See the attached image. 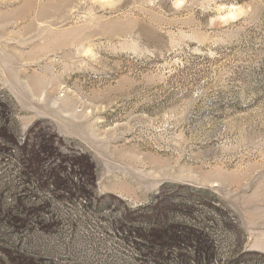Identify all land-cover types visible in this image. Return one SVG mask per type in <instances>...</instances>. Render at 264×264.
Here are the masks:
<instances>
[{"label":"rangeland","instance_id":"obj_1","mask_svg":"<svg viewBox=\"0 0 264 264\" xmlns=\"http://www.w3.org/2000/svg\"><path fill=\"white\" fill-rule=\"evenodd\" d=\"M0 264H264V0H0Z\"/></svg>","mask_w":264,"mask_h":264},{"label":"trees","instance_id":"obj_2","mask_svg":"<svg viewBox=\"0 0 264 264\" xmlns=\"http://www.w3.org/2000/svg\"><path fill=\"white\" fill-rule=\"evenodd\" d=\"M154 231H155V229L150 227V228L145 230V233H146V235H149V237H150V235H152V233ZM161 231H164V230H161ZM190 231L191 230L183 228V227H175L174 228V236L178 237L179 239H181L182 237H189V235H190L189 233H191ZM116 232H120V229H116ZM146 244L147 245H146L145 253L147 254V257L150 261L162 263L167 259L169 253L166 252L165 247H163L159 244L150 242V241H147ZM72 252L74 253L72 256L75 257L76 251L72 250ZM174 257L177 258L178 255L174 254Z\"/></svg>","mask_w":264,"mask_h":264},{"label":"bare ground","instance_id":"obj_3","mask_svg":"<svg viewBox=\"0 0 264 264\" xmlns=\"http://www.w3.org/2000/svg\"><path fill=\"white\" fill-rule=\"evenodd\" d=\"M101 1H104V0H101ZM41 85H42V83L41 84H35L33 82H30L29 85L26 86V88H28V90L32 94L33 92H36V90H38Z\"/></svg>","mask_w":264,"mask_h":264}]
</instances>
